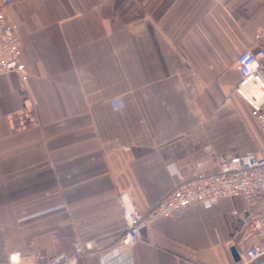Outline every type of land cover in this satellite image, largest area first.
Masks as SVG:
<instances>
[{
    "label": "crops",
    "instance_id": "crops-1",
    "mask_svg": "<svg viewBox=\"0 0 264 264\" xmlns=\"http://www.w3.org/2000/svg\"><path fill=\"white\" fill-rule=\"evenodd\" d=\"M28 73L0 76V264L13 252H70L100 264L124 232L116 194L142 212L194 172L264 153L234 92L237 55L264 48V0H15ZM241 197L159 218L108 264H235ZM262 262H259L260 264Z\"/></svg>",
    "mask_w": 264,
    "mask_h": 264
},
{
    "label": "built area",
    "instance_id": "built-area-1",
    "mask_svg": "<svg viewBox=\"0 0 264 264\" xmlns=\"http://www.w3.org/2000/svg\"><path fill=\"white\" fill-rule=\"evenodd\" d=\"M15 0H0V76L15 73L19 86L27 83L28 73L20 55V39L16 25L7 15ZM264 34V32H262ZM239 80L234 88L250 107L251 114L264 134V48H246L236 57ZM241 197L245 208L235 212L244 224V245L235 264H258L264 257V153L252 152L223 159L217 171H205L197 161L193 175L180 183L146 212L140 211L126 192L116 194L126 228L107 252L99 253L100 264L129 251L141 239V230L159 218H180L185 209L205 200ZM93 239L74 236L70 252L59 251L46 255L34 251L9 255L10 264H78L79 258L94 251Z\"/></svg>",
    "mask_w": 264,
    "mask_h": 264
},
{
    "label": "water",
    "instance_id": "water-1",
    "mask_svg": "<svg viewBox=\"0 0 264 264\" xmlns=\"http://www.w3.org/2000/svg\"><path fill=\"white\" fill-rule=\"evenodd\" d=\"M230 251H231L234 262L237 263L240 260V255H239L238 249L235 246H233L230 248ZM260 264H264V262H262Z\"/></svg>",
    "mask_w": 264,
    "mask_h": 264
},
{
    "label": "rangeland",
    "instance_id": "rangeland-1",
    "mask_svg": "<svg viewBox=\"0 0 264 264\" xmlns=\"http://www.w3.org/2000/svg\"><path fill=\"white\" fill-rule=\"evenodd\" d=\"M260 147H261V149H264V140L261 141ZM259 261L264 262V257H262Z\"/></svg>",
    "mask_w": 264,
    "mask_h": 264
}]
</instances>
